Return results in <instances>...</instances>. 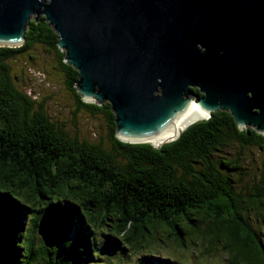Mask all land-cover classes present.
Masks as SVG:
<instances>
[{
	"label": "trees",
	"instance_id": "trees-1",
	"mask_svg": "<svg viewBox=\"0 0 264 264\" xmlns=\"http://www.w3.org/2000/svg\"><path fill=\"white\" fill-rule=\"evenodd\" d=\"M25 38L0 46V264H166L157 251L169 239L173 254L201 246L190 254L219 248L231 264H264V170L239 189L244 149L264 151V134L218 110L161 147L124 141L110 103L77 91L78 70L44 15L29 20ZM36 45L52 54L76 111L105 115L107 145L80 137L19 87L26 74L12 62Z\"/></svg>",
	"mask_w": 264,
	"mask_h": 264
},
{
	"label": "water",
	"instance_id": "water-1",
	"mask_svg": "<svg viewBox=\"0 0 264 264\" xmlns=\"http://www.w3.org/2000/svg\"><path fill=\"white\" fill-rule=\"evenodd\" d=\"M42 15L78 70L77 91L110 103L120 139L161 147L218 110L264 134V0H0V46L22 45ZM194 102L206 117L151 141Z\"/></svg>",
	"mask_w": 264,
	"mask_h": 264
},
{
	"label": "rangeland",
	"instance_id": "rangeland-1",
	"mask_svg": "<svg viewBox=\"0 0 264 264\" xmlns=\"http://www.w3.org/2000/svg\"><path fill=\"white\" fill-rule=\"evenodd\" d=\"M50 59H52V54L45 47L36 45L22 57L13 60L12 72L26 74L25 77L21 74L24 80L20 81L19 87L30 86L32 93L36 94L40 101H43L47 111L54 115L55 119L64 123L68 129L75 130L80 137L93 141H103L107 145L108 123L105 115L101 112L92 114L84 110L76 111L74 96L64 83L60 72L53 67V60L51 62ZM239 149H241L240 145L239 147L234 146L233 151L236 152ZM244 150L245 174L239 180L240 190L248 189L258 181L262 170H264V151H260L256 147H248ZM250 217L252 223L256 224V219L259 216L252 212ZM165 242L167 245L160 247L161 249L157 251V254L164 257L166 264H170L167 263L168 259L172 261V264H231L225 260L219 248L216 253L212 254H190L192 251L199 252V249H202L201 246L194 250L188 248L185 251L182 249L173 254L176 247H179L178 243L173 242L171 239ZM133 260L131 259L130 263Z\"/></svg>",
	"mask_w": 264,
	"mask_h": 264
},
{
	"label": "bare ground",
	"instance_id": "bare-ground-1",
	"mask_svg": "<svg viewBox=\"0 0 264 264\" xmlns=\"http://www.w3.org/2000/svg\"><path fill=\"white\" fill-rule=\"evenodd\" d=\"M207 113L199 107V105L194 102V108L189 111L177 124L176 126L170 130L168 133L156 138L151 141L154 143H159L161 141H166L174 138L182 129H184L189 123L192 121L199 119L201 117H206Z\"/></svg>",
	"mask_w": 264,
	"mask_h": 264
},
{
	"label": "flooded vegetation",
	"instance_id": "flooded-vegetation-1",
	"mask_svg": "<svg viewBox=\"0 0 264 264\" xmlns=\"http://www.w3.org/2000/svg\"><path fill=\"white\" fill-rule=\"evenodd\" d=\"M193 90H194V88H193ZM194 95H196L195 93H193Z\"/></svg>",
	"mask_w": 264,
	"mask_h": 264
}]
</instances>
